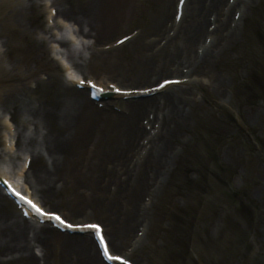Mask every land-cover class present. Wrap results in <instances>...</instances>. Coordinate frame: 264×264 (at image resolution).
<instances>
[{
	"label": "bare ground",
	"instance_id": "1",
	"mask_svg": "<svg viewBox=\"0 0 264 264\" xmlns=\"http://www.w3.org/2000/svg\"><path fill=\"white\" fill-rule=\"evenodd\" d=\"M165 2L167 4H164V9L161 8L160 13L158 12L153 20L146 19L138 27L139 30L142 29V32L137 37H131L132 39L129 42H131L132 46L124 56L120 55L123 46L117 47L111 42V37L126 20L123 19V15H126L130 22L132 19L135 22L136 10H127V7L130 9L128 5L130 0H87L81 6L70 5L69 7L66 4H60L54 25L45 26L42 28L44 35L41 37L35 36V39L31 40L36 50V57L43 60V65L47 67L52 75V77L47 79L44 77L39 79L38 70L36 69L31 75L33 92L39 86L41 88L44 86L47 92L46 95H48L49 100L53 104V108L51 106L48 110H44L45 116L42 117L44 126H41V129L38 130L42 132L43 139L41 142L36 140L29 144L22 142V145L17 150H14L16 134L23 136V132L17 127L16 134H12V126L7 119L9 113H0L2 114L0 121L7 128V134L9 133L8 136H5L4 147L0 150L2 154L7 155L6 158H9L8 160L6 158L0 160V177H10L27 193L31 194L33 191L28 186V183H32L33 186H38L50 195L53 193L52 184L58 182H54V179L57 176L61 177L62 173L64 176L68 175L70 168L77 167L76 158L79 153L92 150L97 155L124 151L125 158L128 153L137 149L139 143H142L140 152L136 154L137 157L134 161H130L129 164L133 166L136 160L145 153L148 156L146 162L139 167L141 163V160H139L137 166H134L132 170L128 168L122 174L125 176L126 183H131L139 167L140 171L137 181L132 189L127 190V185L121 183L115 196L107 197V190L101 191L102 195L110 200V205L116 204L122 198L124 199L123 194L125 197L133 198V201H135L142 194L149 192L153 188L155 189L165 181L166 175L171 168L174 169L178 158V155L174 154L171 143L179 138V134L182 135L185 131L189 132L191 123L188 118L190 114L195 112L198 115L199 109L204 106L195 95L192 87L197 86L202 91L210 90L216 100L215 103L217 105L223 104L224 100L222 99L224 95L226 96L230 93L232 82L229 76L222 73L221 64L233 65V61L241 56L240 47L243 42L239 33L242 27V20L249 16V12L254 11L258 0H234V4H230V0H190L192 8L187 12V14L189 13V20H187L186 30H183L184 24L182 22L177 24L176 20L174 21L176 19L178 0L175 1L173 21L171 26H168V21L172 18V15L168 13V8H171L174 0H165ZM5 4H17V7L15 9V7L5 6ZM123 4H125V7ZM40 5L38 0H0V20L3 17L9 18L11 15H18V19H15L16 26H12L14 30L16 29V47L26 36L27 32L29 34L34 32L33 27L24 21ZM43 5L45 9H49L50 4ZM53 5L51 4L49 9V19L52 18ZM235 9L240 13L238 21L230 20L231 13ZM60 18L65 21L70 20L73 23V35L78 39L81 38L79 44L83 51L79 55L74 53L71 46V42H75L73 35L71 39L66 36H59L54 31V29H63V26H67L64 20ZM211 26H214V28L209 29ZM130 27L131 25L128 29ZM174 31L176 33L172 37L170 34ZM181 32L183 35H181ZM204 36H207L206 38L210 39V42L208 43L205 40L198 46L199 41ZM48 41L57 44L60 49L59 57H65L70 62V66L66 65L65 71L71 74L70 83L73 87H76L75 84L82 80L80 75L85 73L95 77V79L97 78V80L100 75H103L107 76L108 79L118 77V79L124 78L125 80L139 81L146 79L147 81L150 78V73L157 69L162 72L160 75L170 72H181L180 77H171L164 80L185 79L183 83L188 81L186 84L190 87L180 91H174L171 90L173 87H168L170 90L162 92L165 96L159 99L158 102H155L157 101L156 95L154 97L150 95L148 97H152V99L124 103L126 109L120 107V104L117 105L124 114L128 112V115L115 112V104L111 102H106L108 112H103L89 99L87 91L71 87L67 83L68 80L65 75L55 72L47 64L50 62L45 57V52L41 51V45H45ZM163 41L166 42L161 44ZM107 43L110 45L109 48H107ZM98 71L101 73L97 77L96 73ZM58 78H62V85L60 90L57 91L54 86L57 85L56 81ZM188 78L194 79L190 80ZM200 78L206 81H200L202 83L197 84ZM107 80H103V82L100 79L98 82L101 85L106 84L104 85L105 89L110 90L109 84L112 82ZM148 81L153 80L149 79ZM182 85L180 84L179 86L182 87ZM155 86L157 84L141 88L121 89L140 91ZM70 94L74 96L73 99L69 97ZM21 103L23 104V101ZM181 105H183V108L179 109ZM186 106H190V111L185 115L183 109ZM40 113L41 106L36 109L35 113V117L38 120ZM254 113L250 112V114ZM150 115H153V117L151 118ZM140 116H147V126L140 124V120H138ZM250 123H253L252 120H250ZM53 124L54 126L52 127ZM156 124H159L157 129ZM149 125L153 127H151L150 131H147L146 129ZM154 130H157V132L153 133ZM37 133L36 131L35 134ZM135 139L137 140L136 145ZM184 145H186V141ZM74 153H76V157ZM24 156L26 159L23 167H21L19 160L23 159ZM45 156H47L48 160H46ZM28 159L33 162L46 160L40 167L41 170L38 171V177H43L44 180L40 178L38 183L33 175L32 181H29V177L28 179H23V172L26 169L25 162ZM167 160L170 164H168ZM8 162L16 169L12 174L6 170L9 165ZM118 166L127 168V163L122 160ZM148 169L150 170L149 177H142L141 174H144L142 172L144 171L147 174ZM116 175L117 173H115ZM23 180L25 181L23 182ZM42 184L47 186L43 187L41 186ZM34 194L40 201H43L36 191H34ZM131 207L132 210L128 215L124 216L118 225L115 224L111 215L107 213L111 223H107L109 229L106 228L104 233L110 246H112L113 241L117 244L120 239H128L134 230L136 220H138L136 211L138 205L134 207L131 205ZM86 210L84 209V211ZM17 212L12 200L0 188V264H34L33 262L36 261L34 255L36 245L49 247L48 250L43 248V257L44 260H47L49 254L53 255L50 247L58 246L59 244V249L62 246L67 252L69 251V253L61 251V254L69 256L71 251L77 254V264H106L97 255L96 244L89 234L84 239L74 238L52 228L50 229L49 224L38 227L35 223L33 224V220L28 222L21 215H18ZM77 224H87V222ZM142 227L141 230L144 231ZM140 240L141 238L136 235L134 239L135 247ZM79 251L80 253H78ZM56 253L59 254L58 249ZM125 253L130 254L129 250ZM61 264L67 263L61 262Z\"/></svg>",
	"mask_w": 264,
	"mask_h": 264
},
{
	"label": "rangeland",
	"instance_id": "2",
	"mask_svg": "<svg viewBox=\"0 0 264 264\" xmlns=\"http://www.w3.org/2000/svg\"><path fill=\"white\" fill-rule=\"evenodd\" d=\"M82 1L84 0H61L60 2L63 4L76 3L79 5ZM161 2L162 0H130V4H128L130 9L127 7V4L126 7L128 11L136 10L135 22H133V19L131 22H126L125 24L119 26L114 33H118V36H121L124 30L131 29H128L131 24L136 23L133 28H138L144 20H153L156 17V12L160 10ZM123 6L125 7V4H123ZM37 14H40V17L33 21V25L40 27V25H42V19L45 18L43 16V10L40 9L39 12L37 10ZM255 14L256 15L247 18L244 24L243 41L246 43V47H242V49H244V55L235 61L233 69H231L237 78L233 79V95H231L226 107H214L212 104V95L202 93L201 95L205 103V107L202 108V111L201 108L199 109V115L193 112L188 118V121L194 125L193 129L197 127L195 130H197L198 135L206 138L209 142L214 143L215 139H212L213 135H216V142L220 141L221 136L223 135L229 139V141L223 139L219 153L216 145V151L214 152L216 157L214 156V158L218 159V168L213 167L209 163L208 166H206V171H202L203 173L200 174L201 176H207L211 179L210 184H208L207 189L204 192V200L199 201V192L197 187H195L193 192L191 191V200L188 196L189 194L187 190L179 187L180 185H186L184 184L186 174L190 180H193L197 174L196 170L199 171L198 169L200 168L197 166V163L193 165L190 161L192 151L191 147L189 149L188 156L186 155L187 151L185 149L181 160V164L185 165L188 170L187 173L184 176L181 175L178 177V179L180 178L178 181L175 179L173 180L172 178L171 184L165 186L164 189L161 188L163 191H160L161 193L159 194L157 200L155 201L153 199L151 214L144 212V217L150 220V230L145 238L146 242L143 246H141L140 250L133 255L134 259L142 262L143 264H156L153 261V255L156 252L152 249V245L160 243L162 240H160V237L162 235L164 238L167 235L171 238H169V242L171 243L169 244L170 248L175 249L176 252L172 254L173 262L171 264H188L187 259H185L186 255H188L192 264H197L198 259L200 258L201 260L202 258L206 260V247H214L217 242L220 250L219 260L216 261L217 264H264V84H260L259 87L261 88H258V90H255V86H253L250 88L252 91H248V86L252 85L254 82H252V84H247L248 79H251L256 74L264 77V62H260V60L255 58L256 49L260 48V46L257 47V45L252 42L253 38L255 39V35L259 31H261L260 34L264 35V32H262L264 31V0L260 1L258 11ZM14 17L17 18L16 16ZM30 20L31 19H29V21ZM12 21L13 18L11 17L6 19L3 23L0 22V41H4L5 45H7L8 39L9 41L11 40V35L6 31V26L11 25L12 23L16 24V20ZM184 27L186 28V23ZM260 38L262 39L261 35ZM6 47L7 48L2 49V53H0V66L4 67L6 70H8V68L14 69L11 64H18L23 66L25 76L27 75V71L25 70L30 69V67L38 66V63L36 64L35 60L28 61V59L20 60L19 58H16L15 48H13L9 43ZM4 50H6V52H4ZM78 50L80 51V49ZM223 69L226 75H229L231 70L229 71L225 67H223ZM161 73L162 72L156 70L150 73V77L153 75L159 76ZM259 75L255 77L256 81L259 80ZM142 81L147 82L146 79ZM19 83L20 85H24L26 88L28 87V83L23 80L20 82L19 79ZM130 86L137 87L138 85ZM246 88H248V90ZM25 92L27 94H25L26 97L24 101L32 99L35 102L37 99V101L41 103V98L28 94L26 89H24V92L21 93ZM37 94L39 95V93ZM15 97L17 96L12 95L3 100L1 108L3 112H6L10 110L8 109L9 103L10 108L11 104H14L15 106L17 105V114L13 109L11 110L12 113L17 116L15 119L20 121L22 119V112L24 114H30L31 111L29 108H19L20 105L15 102ZM231 100V104H234L238 100L237 107L239 108V117L235 113L232 118L231 115L224 112L227 111L229 113H234V109L228 107ZM187 109L189 112L190 108ZM252 110L259 112L250 114L249 112ZM218 117L222 118L224 123L230 126L228 127L226 124L221 122ZM250 120H252L253 123H250ZM22 128L24 129L25 126ZM209 132L213 134L208 135ZM184 133H187V131ZM248 140L251 141L248 142ZM177 142L178 141L176 140L172 142L171 145L173 147H177ZM123 153L124 151H115L114 153L109 152L106 155L93 154L92 156H88L86 158L83 152L79 153V156L76 158L77 167H72L68 170L67 181L64 182L62 187H55V191L58 190V193L52 195L54 197L45 195V191L41 190L38 186H34V188L38 194L41 195L47 205L61 209L65 211L67 215H70L72 211L77 209V218L82 219L83 221L101 220L102 222L109 223L106 212L113 215L124 214L128 213L131 205L134 206L138 203V205L143 209L144 204L148 203L146 202L148 197L144 194L141 198L136 199L135 201L129 198L121 199L122 201L120 200L121 202L113 208L111 205L107 204L103 206L105 196L97 200L94 198L95 196L90 195V191L93 187L94 189H97V195L102 190H107V192L109 191L110 181L105 178H108L107 175L111 174V171L113 170L110 168L107 171L105 167L107 164L111 165L121 163V161L125 159V154ZM74 155L76 157V153H74ZM253 155L255 157H253ZM221 166L227 170H233L234 175L230 183L232 188L237 190L242 187H248V189H250L249 192L251 195V201L257 205L256 214L254 216L255 219L251 221V224L249 222L247 223L248 227L246 225V235L244 234V238H242L243 232H241V239L236 241L234 240L237 239V233L234 230L227 232V230L223 229V227L226 226L228 219L227 212L229 211V207L225 204L222 195L223 179L220 174H222L225 169L221 171ZM92 168L94 171L91 170ZM113 168L115 167L113 166ZM182 168L183 166L181 165L178 171L181 172ZM216 175L219 176L216 177ZM141 176L145 177V174ZM110 184L114 186L113 181ZM191 188L192 184H190L188 189ZM167 191H170V198L167 197ZM164 193H166V197L163 195ZM88 198L89 201L94 202L97 205L100 204L101 208L95 211L90 208V203L87 205ZM192 199L194 201L197 200V203H194ZM189 203L193 204L191 207L192 209L190 207H186ZM73 204H78L80 207L75 208V205ZM86 208L88 210L84 211ZM184 209L185 211L187 209L188 213H186L187 211L185 212ZM170 210L174 211V214H172ZM140 211L142 213L141 209ZM181 212L183 213V218L186 220L183 223H180L175 217L176 215L182 214ZM157 219H159L160 223L163 224V227L161 226L158 231L157 227L154 225ZM218 228L220 229L219 233H217ZM201 231H203V233ZM180 233L185 234L184 240L180 239ZM134 234L135 232L131 235V237H133ZM244 240H246V244L244 243ZM226 241L228 242L227 245L229 243L231 244L228 245V247H230L228 249L226 247ZM59 246L60 244L58 246L50 247L53 255L49 254L47 260H44L43 253L44 249L48 250L49 247H36V252L40 257L35 256L36 261L33 263L61 264V262H66L67 264H77V254H74L73 251L70 252L69 256L61 254V251H64V253H69V251L67 252V250L62 248V246L61 249H59ZM128 246L129 244L122 242L121 244L119 243V245H116L114 250L116 252H120L121 250L127 249ZM245 248L247 249L245 250ZM57 249L59 254L56 253ZM183 252L185 253V256L184 258H181L183 256Z\"/></svg>",
	"mask_w": 264,
	"mask_h": 264
},
{
	"label": "snow or ice",
	"instance_id": "3",
	"mask_svg": "<svg viewBox=\"0 0 264 264\" xmlns=\"http://www.w3.org/2000/svg\"><path fill=\"white\" fill-rule=\"evenodd\" d=\"M180 3H181V5H183L184 0H180ZM52 12H53V14H55L56 13V9L53 8ZM181 18H182V14H181ZM81 83H84V81H81ZM170 83H180V81L165 80L163 83H161L159 85V87L160 88H164ZM92 86L93 87H97V85L94 82L92 83ZM112 87L115 88V85H113ZM116 90L117 91H121V89H116ZM5 183H9L10 184V182H8V181H5ZM11 190H12V192L15 195L21 196V193L18 192L14 187ZM22 199H24L28 204H30L32 206V208L35 209L36 213H38L41 216H47L50 219L60 221L61 223L66 224L68 227L91 228V229L96 230L100 234V242H101V244L103 246L104 255L107 257V259L116 260V261H122V264H130V261L128 259H126L125 257H123L122 255L113 253L112 249L115 248V242L113 241V244H112V246L110 248L109 241H108V239L106 238V236L104 234V228H103V226L101 224L96 223V224L74 225V224L69 223L67 220H64L63 217H61L58 214V212H56V211H46L43 207H41L39 204L35 203L33 200L29 199L27 196H22ZM24 214L28 215L27 212H25Z\"/></svg>",
	"mask_w": 264,
	"mask_h": 264
}]
</instances>
